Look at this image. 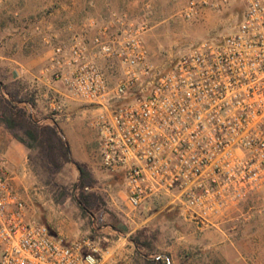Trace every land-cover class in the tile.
I'll return each mask as SVG.
<instances>
[{
  "label": "built area",
  "instance_id": "built-area-1",
  "mask_svg": "<svg viewBox=\"0 0 264 264\" xmlns=\"http://www.w3.org/2000/svg\"><path fill=\"white\" fill-rule=\"evenodd\" d=\"M237 3L230 33L192 46L165 73L145 43L146 16L126 23L113 13L91 41L74 35L55 46L44 81L64 90L54 91L50 107L61 112L71 101L100 111L93 126L101 162L123 173L132 210L162 203L218 226L264 193V0H188L182 17ZM99 60L118 63L115 86ZM133 90L139 95L130 98ZM100 257L91 238L68 242L30 218L0 162V264H99Z\"/></svg>",
  "mask_w": 264,
  "mask_h": 264
},
{
  "label": "rangeland",
  "instance_id": "rangeland-1",
  "mask_svg": "<svg viewBox=\"0 0 264 264\" xmlns=\"http://www.w3.org/2000/svg\"><path fill=\"white\" fill-rule=\"evenodd\" d=\"M187 1L132 0L121 9L109 11L103 25L111 22L113 13L125 16L126 23L146 16L145 43L158 71L165 73L192 46L230 33L240 19L241 5L237 3L226 10L207 11L187 20L182 17ZM99 8L84 0H9L0 8V51L21 61L45 55L54 46L67 43L75 35L76 28L90 17L100 15L104 19L108 11ZM116 30L117 27L112 29L113 32ZM99 65L115 86L122 76L118 63L99 60ZM135 95H139L138 90H133L129 97ZM70 105L76 106L71 119L74 131L69 133L74 157L78 161L82 158L83 165H95L99 176L97 189L106 200L105 216L108 214L110 220L134 230L127 239L114 243L92 239L101 251L99 264H148L129 241L132 234L142 229L147 234L144 241L150 243L146 252L169 258L171 264H226L230 255L248 258L249 264H264V193L247 198L226 222L218 226L200 225L188 220L180 210L167 208L162 203L153 205L155 211H159L155 215L145 212L146 206L132 210L121 174L104 168L100 161V138L93 126L100 111L77 102L69 101ZM48 112L52 114L50 110ZM83 135L88 145L84 155ZM78 179L79 171L71 164L57 176L56 186H48L38 178L39 185L27 190V202L37 208L43 218H49L52 211L48 204L71 192ZM127 214L133 221H126Z\"/></svg>",
  "mask_w": 264,
  "mask_h": 264
},
{
  "label": "crops",
  "instance_id": "crops-1",
  "mask_svg": "<svg viewBox=\"0 0 264 264\" xmlns=\"http://www.w3.org/2000/svg\"><path fill=\"white\" fill-rule=\"evenodd\" d=\"M85 3L91 5L99 6V10H107L108 13L105 14L106 17H90L81 27L76 28L75 35L86 36L88 41H91L93 37L97 34L98 28L104 24V20L107 21L109 11L121 9L125 5L131 4L132 0H84ZM123 9V8H122ZM94 22L97 23L94 26ZM72 37L68 40L66 45L70 44ZM64 44V45H65ZM57 46V45H56ZM55 46L45 55H39L37 57L21 61L15 59L11 54H5L0 51V84H8L13 81H20L25 86V90L32 93L36 98V112L39 114L47 124L56 123L63 131L65 138L69 142L71 152L73 151L70 141V132L74 131V121H72L73 113L76 110V106H68L61 112H55L50 107L51 98L55 95L54 91L64 90L62 83L58 82L51 87L44 81V73L46 68L51 64V60L54 54ZM54 89V90H53ZM48 110H50L49 114ZM68 130V131H67ZM83 145L82 155L85 154L87 148L86 137L83 135ZM85 142V143H84ZM87 145V146H86ZM91 148V145H89ZM73 155V152H72ZM74 157V155H73ZM76 160V158L74 157ZM5 161L7 164V169L9 176L11 178V184L13 188L21 195L25 200L28 215L30 218H38L44 224L49 225V228L53 231L52 233L63 237L66 241L71 242L80 238H99L108 242H116V240H121L123 238L127 239V235L131 234V231L126 225L121 224L119 221L110 220L108 214L105 216V210L100 215L99 219L94 221L89 216L85 215L80 209L76 201L69 198L62 203L57 201H51L48 207L51 209V217L43 218L40 215V211L33 207L29 201L27 202L28 193L27 190L32 188L34 185H39L38 177L33 172L29 163V150L28 148L15 140L11 133L5 129L4 126L0 125V162ZM82 164L83 160H76ZM101 161V157H100ZM83 165V164H82ZM85 168L91 171L95 179L98 180V174L95 172L96 168L93 164L83 165ZM121 174V179L123 178L122 172H117ZM126 198L127 193L124 190ZM104 196V195H103ZM155 203L146 205L145 212L152 213V215L158 214L159 211H155L156 206L153 207ZM113 217L116 216L113 214ZM126 219L128 221L131 216L127 214ZM116 219V218H115ZM133 221L130 219L129 221ZM119 223L121 225H119ZM248 258L242 256L230 255L227 258L226 264H249Z\"/></svg>",
  "mask_w": 264,
  "mask_h": 264
},
{
  "label": "trees",
  "instance_id": "trees-1",
  "mask_svg": "<svg viewBox=\"0 0 264 264\" xmlns=\"http://www.w3.org/2000/svg\"><path fill=\"white\" fill-rule=\"evenodd\" d=\"M25 89L20 81L0 84V125L28 148L30 166L46 185L56 186L57 176L67 165H74L79 171V179L72 191L64 193L57 202L62 203L71 198L85 215L94 221L98 220L106 210V200L97 189V179L74 159L62 129L56 123L47 124L40 118L36 112L35 96ZM146 235V230L142 229L129 238L138 255L148 264H167L152 252H146V249H150L148 240L144 241Z\"/></svg>",
  "mask_w": 264,
  "mask_h": 264
}]
</instances>
